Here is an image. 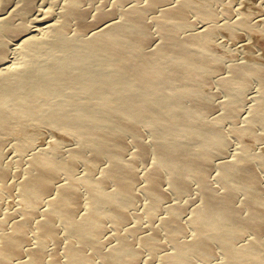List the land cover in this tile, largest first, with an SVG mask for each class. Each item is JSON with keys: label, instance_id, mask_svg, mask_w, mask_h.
<instances>
[{"label": "bare ground", "instance_id": "bare-ground-1", "mask_svg": "<svg viewBox=\"0 0 264 264\" xmlns=\"http://www.w3.org/2000/svg\"><path fill=\"white\" fill-rule=\"evenodd\" d=\"M36 1L1 0L0 195L18 186L27 212L0 207V264H264V151L244 144L213 177L226 122L256 77L262 88L234 130L264 138V64L227 67L212 34L237 36L258 21L243 12L222 22L193 0H118L94 16L96 0ZM214 78L228 95L221 114L205 91ZM41 127L79 146L32 152L15 185L10 137L19 131L27 152ZM82 159L103 164L101 175L81 174Z\"/></svg>", "mask_w": 264, "mask_h": 264}, {"label": "rangeland", "instance_id": "rangeland-1", "mask_svg": "<svg viewBox=\"0 0 264 264\" xmlns=\"http://www.w3.org/2000/svg\"><path fill=\"white\" fill-rule=\"evenodd\" d=\"M36 1V0H35ZM54 1V0H53ZM51 0H37L36 5L38 8L47 9L48 7L57 6L58 2L52 3ZM58 1V0H57ZM118 0H96V2H90V7L92 9L93 16L95 14H98L101 9H108L112 10L114 7H116V2ZM195 3L199 5H203L206 7H216L220 11V20L222 22L225 21H231L234 17H238L243 12L249 13L255 21H258L259 25H256V27L251 29L246 28H238V35L232 36L230 35L226 29H221L217 34H212V41L214 43V51L215 54L218 56L225 57V63L227 67L232 64L233 62L237 60H248L252 59L255 63H263L264 64V0H193ZM16 2V1H14ZM52 3V4H51ZM51 4L50 6H48ZM58 4V5H57ZM2 3L0 0V9H1ZM231 6L234 10V13L227 12L228 7ZM4 7V6H3ZM2 7V8H3ZM37 8V9H38ZM196 19L197 15L194 14ZM198 20V19H197ZM156 26L153 27V29L158 30V24L154 23ZM199 27H203L202 21L199 22ZM156 35H158V40L162 41L160 32H157ZM15 46V45H13ZM13 56H16L15 54ZM13 62H19L17 56L14 57ZM262 83L260 81V78L256 77L253 79V83L251 86V89L249 88L247 91V100L245 101V107L241 114L243 115L248 114V110L251 107V104L254 102L253 97L254 91L261 89ZM253 89V90H252ZM205 91L207 94H216V101L220 103L219 107H217L216 114L224 113L225 105H223L224 101H226V98H228L227 92L222 87L221 83L214 78L212 84L208 85L205 88ZM252 91V92H251ZM253 93V95H252ZM252 95V96H251ZM253 101V102H252ZM241 114L239 117L231 116L228 118V121L226 122V125L224 127L225 134L227 138L229 139V146L228 151L225 155H218L216 158L217 166L214 170L213 177L218 178V175L222 171V166H220L221 162H223L225 159H229L234 157L235 154H237L240 151V147L244 146V144H248L252 147H254L256 150L264 151V138L260 140L257 133H253L250 131H246L243 137L237 136L235 132V128L238 127V124L246 125L247 122H243L241 118ZM257 130L262 133H264V125H260L257 127ZM146 133H144V138L150 140V134L148 131L145 130ZM35 138L31 140L30 148L27 152H22L19 149V143H20V137L21 133L19 131H15L11 137H10V143L8 144V153L5 162L10 166V168L13 171L12 176H10L9 181L14 182L15 185L19 184L20 181L23 179V175H25V172L28 170L29 167L28 162L29 159L32 157V152H39L42 147L49 146L51 148V145H56L58 150L63 151H70L74 147L79 146V139H77L72 134L66 133V132H58L52 127H41L39 130H35ZM148 133V134H147ZM146 134V135H145ZM149 136V137H148ZM145 138V139H146ZM130 139V140H129ZM130 142V146H133L131 155L133 156L135 152L138 151V146L135 144V138L130 137L128 138ZM132 141V142H131ZM145 168H148L149 161H145ZM79 169L80 173H86V172H94L96 175H101V172L103 171V164L96 165L91 160L82 159L79 163ZM263 173V174H262ZM261 174L263 175L264 180V172ZM4 185V182L0 180V188H2ZM168 186V184H166ZM197 187V186H195ZM18 190L19 187H16L15 192H8L4 191L0 195V207L3 210V213L6 216V213L10 212H16L15 217H23L24 213L27 212V209L24 205H22L19 202L18 197ZM196 192L194 191L193 195ZM175 196L174 198H176ZM244 197L242 198V202H244ZM138 208L145 209L146 208V201L143 199L142 204ZM144 204V205H143ZM142 221L146 223L147 225L151 224V221L149 218L145 216L142 217ZM115 227L112 224L109 231L107 232V236L110 235L111 232L114 231ZM113 234V233H111ZM148 250L144 251V254L146 257L150 256V253L147 252ZM149 254V255H147Z\"/></svg>", "mask_w": 264, "mask_h": 264}]
</instances>
